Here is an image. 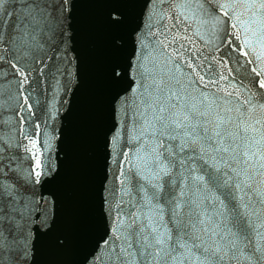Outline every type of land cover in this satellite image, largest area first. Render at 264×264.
<instances>
[{
  "label": "water",
  "instance_id": "1",
  "mask_svg": "<svg viewBox=\"0 0 264 264\" xmlns=\"http://www.w3.org/2000/svg\"><path fill=\"white\" fill-rule=\"evenodd\" d=\"M18 2L11 0L0 9V21L7 22L8 33L16 16L5 13L18 11ZM73 5L67 21L70 37L59 56L52 52H36L34 58L11 54L25 68L27 84L18 83L22 78L10 63L0 62V147L27 168L34 161L25 151V146L31 147L26 137L38 139L52 145L48 156L59 164L55 179L43 190L55 202L56 235L63 236L66 244L57 248L51 238L40 241L33 264H88L98 241L117 219L115 208L105 218L107 204L102 201L110 197L111 189L116 190L115 198L121 199L122 178L116 160L123 165V158L116 156L118 150L130 161L124 171L131 194L123 196L121 214L126 224L136 222L122 230L120 239L111 236L97 264H146L151 257L145 252V238L152 240L151 227L167 230L174 237L186 231L188 238L199 237L193 242L209 249L228 245L238 237L240 246H247V255L258 240L252 227L256 216L251 213L257 211L264 218V204L255 192L245 189L252 196L249 202L235 184L246 179L243 169L249 167V182L264 190L260 183L264 169L254 171L243 163L244 157L238 153L244 151L245 141L228 137L225 146L231 144L235 152L210 149L203 159L197 158L195 164L207 174L190 173L187 166L177 165L173 175L164 178L169 183L158 193L159 205L164 208L162 218L154 206L157 201L146 205L144 193L138 191L144 181L133 165L141 163L137 156L157 145L159 137L152 135V125L159 127L160 116L167 119L191 110L197 113L193 123L205 124L210 134L219 117L231 116L233 123L228 128L235 132L237 116L243 113L248 118L246 101L251 98L255 106L251 122L260 120L256 127L264 131V108L259 107L264 103V88L258 83L264 75L253 71L264 68V58L257 60L253 54L246 60L236 50L240 42L233 35L231 21H216L217 0H73ZM113 14L119 22L113 20ZM3 55L10 58L8 52ZM117 67L122 73L118 78L112 75ZM237 107L241 113L235 111ZM114 133L118 148L110 152L109 140ZM196 155H200L198 147ZM212 164L219 166L220 172L209 166ZM232 168L242 175L237 177ZM196 174L205 175L203 183L192 180ZM210 176L220 177V186ZM173 179L176 183H171ZM225 179H229V186L222 185ZM181 190L184 206L178 219L173 208ZM147 191L151 194L155 189L148 187ZM242 203L249 207H242ZM128 213H133L131 219ZM149 220L153 221L151 227L141 231ZM142 252L145 255L141 256ZM225 264L247 261L237 255L234 260L226 257Z\"/></svg>",
  "mask_w": 264,
  "mask_h": 264
},
{
  "label": "snow or ice",
  "instance_id": "2",
  "mask_svg": "<svg viewBox=\"0 0 264 264\" xmlns=\"http://www.w3.org/2000/svg\"><path fill=\"white\" fill-rule=\"evenodd\" d=\"M9 2L11 0H0V9H3ZM217 4L219 13L216 16V21L218 24H226L229 20L231 21L233 35L240 42L236 50L246 60L253 54H256L257 60L264 58V0H223V2L217 0ZM17 7L18 11L14 9L13 12L5 13L9 17H12L14 13L16 16L10 33L5 31L7 22L0 21V62L10 63L12 69L22 78L18 83L27 84L28 75L25 68L11 54L21 53V58H23L33 57L36 52H52L54 56H59L61 48L70 37L67 21L70 19L74 5L73 0H19ZM179 15L184 16V12L180 11ZM112 18L119 22V17L115 14ZM257 46L260 49L259 53H257ZM3 52H8L10 58L6 60ZM249 62L252 61L249 60ZM41 63H43V59H41ZM189 67H192L191 63ZM193 71L195 72V68ZM253 71H256L258 76L264 75V68H254ZM121 74L118 67L112 71L114 77L118 78ZM200 79L203 80L204 77L201 76ZM258 83L260 88H264V78L260 79ZM26 103L27 99H25ZM246 104L248 106L247 119L241 113L240 107L235 109L237 113H241L236 118L237 131L235 132L228 128L233 123L231 116L219 117L211 134L205 124L200 121L193 123L197 113L191 110L183 115L173 114V117L167 119L163 116L157 117L160 121L159 127L152 125V135L159 137L157 145L150 152L137 156L141 163L133 165V168L140 179L144 181L138 186V191L144 193L146 205L157 201L154 206L159 209L161 218L164 208L159 205L158 193L169 183L164 178L171 177L173 169L177 165L187 166L185 170L190 173L204 172L207 174L205 169L195 164V160L203 159L210 149L216 153L235 152L236 149L231 144L225 146L228 137H232L233 141L237 139L245 141L244 151L238 153V155H243L245 165L250 166L254 171L257 167L264 169V131L256 127L257 124H261L260 120L251 122V113L255 108L251 98L246 101ZM193 107L195 108V106ZM259 107L264 108V103H261ZM159 111L163 113L165 109L161 107ZM227 111L231 112L232 109ZM198 114L205 115L203 112H198ZM198 128L202 130L198 131ZM26 138L29 139L31 147L25 146V151L31 153V159L34 161L27 168L16 162L15 155L6 154V150L0 147V264H33L32 258L38 243L48 238L52 239V243L57 248H63L66 244L63 236L56 235L55 202L43 190V186L54 180L59 171L56 158L48 156L52 145L46 142L42 144L38 139ZM165 140H170L173 143L166 145ZM109 146L110 152L113 148H118L116 133L110 138ZM197 147L200 153L198 157L196 155ZM182 153L183 155H181ZM116 156L123 158V165L119 159L116 160L122 178L120 181L122 185L121 199H116V190L111 189L109 190L110 197L105 198L102 203L107 204L105 218L110 217L115 208L117 219L113 225L109 226L105 237L98 241L96 251L88 258V264H97L101 260L100 251L110 245L112 235L120 239L122 230L125 227L131 228L136 222L133 220L126 224L124 216L121 214L123 196L131 194V189L127 186L129 178L124 171V167L130 161L122 150H118ZM213 159L215 158L213 157ZM233 159L236 157L234 156ZM221 162L227 164L223 158H221ZM204 163L208 164L209 162L205 160ZM209 166L215 167L216 172H220L219 166L215 164ZM231 171L237 177L242 175L235 168H232ZM248 172L249 167H245L243 175L246 179L239 180L235 184V188L240 192H244L245 189L255 192L261 197L259 202L264 204V190L255 188L249 182L252 177L248 175ZM260 175L264 176V172H260ZM191 178L203 183L205 175L196 174ZM185 179L187 178L185 177ZM209 179L220 186V177L210 176ZM171 183H176V181L173 179ZM260 183L264 184V180H261ZM222 185L229 186V179L223 180ZM148 187L155 191L149 194ZM244 195L248 196L249 202H251L252 196L248 192H244ZM183 196L184 192L181 190L180 198L176 200L173 208V215L178 219L181 216L180 209L184 206ZM240 199L243 201L244 197L241 196ZM241 206L248 208L249 204L242 203ZM237 215L239 214L237 213ZM251 215L256 216L252 227L258 240L247 255H245L247 246H240L242 241L236 237L235 233L233 236L236 238L229 240L228 245H218L214 249L201 248V245L193 242V239H199V237L188 238L186 231L183 232V235L177 234L174 237L167 230L160 231L156 227H151L153 221L149 220L148 224L141 228L143 231L145 227H151V232L154 233L151 241H148L147 237L145 238L147 242L145 252L148 257H151L146 264H225L226 257L234 260L237 259V255L244 257L247 264H264V218H261L257 211H253ZM132 216L133 213H128L129 219ZM139 218V216L136 217L137 220ZM181 225L182 231V221ZM192 226L195 227V225ZM121 251L126 252V249L122 248ZM140 255L143 256L145 253L142 252Z\"/></svg>",
  "mask_w": 264,
  "mask_h": 264
}]
</instances>
